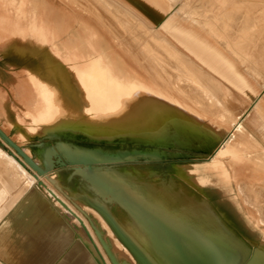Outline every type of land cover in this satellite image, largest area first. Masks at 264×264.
<instances>
[{"label":"rangeland","instance_id":"374dc122","mask_svg":"<svg viewBox=\"0 0 264 264\" xmlns=\"http://www.w3.org/2000/svg\"><path fill=\"white\" fill-rule=\"evenodd\" d=\"M61 1H65V5L68 7L72 6L79 16H87L90 18L91 20L89 23L92 28L96 30L102 29L104 33H107V37L112 43L115 52L118 53V56L134 74L142 77L146 82L152 83L154 88L164 89L163 92H158L155 95L156 97L159 96L160 99L158 97L157 99L164 104L165 108L167 106L171 108L173 107L171 105H174L173 109L177 107V110H181L178 111V114L183 117V119L181 120V117L177 119L179 127L181 128L180 130L174 129L171 132V135L174 134L178 136L179 139L167 140L164 144L158 142H145V145L137 144L136 146H132L134 148H139V150L157 152L158 155L161 156L157 159H150L145 157L142 153L121 160L98 161L85 156L82 158L70 159L60 152L61 149L58 147L60 144L65 143L71 148H93L94 146L100 145L103 148L114 149L120 147L126 150L131 148L132 142L128 140H115L106 143L96 142L86 139L81 133H71L69 131H52L50 132L52 134L49 133L50 136L27 135V137L24 138L13 126H11V122L23 120L22 125L26 126L28 124V119L24 118V115H22V108L32 106L35 100H29V91L32 92L30 86L26 83L24 84V82L14 83L13 78L16 75L14 73L15 71L7 69L6 67L0 68V129L37 164H40V160L36 158L39 153H45L48 149H54L53 151H55L56 154L50 157V170L54 172L51 177L59 182L63 192L73 197V202L82 209L93 224L99 228L103 238L107 240L112 252L116 255L119 262L125 259L117 254L118 250L114 252V249H122L130 258L131 256L113 236L102 217L84 201L72 195V193L77 192L78 189L84 191L88 197L94 196L95 194L91 189L90 183L74 170L75 165L73 163L75 162L87 160L93 163V166H101L100 170L110 175H112V172L135 169L142 172L154 171L162 177H168L170 175L173 164L189 166L191 167L192 173L196 171L195 174H193L197 181L202 185H206L203 189L205 197L221 213L226 215L233 225V228L242 239L251 241L254 244L264 242V194H262L264 193V154L261 153V149L258 146L260 145L261 148H264V127H262L261 113L257 114L256 108L248 109L249 106L247 101L237 99L223 84L215 80L210 73L197 68L195 62L189 56L176 50L175 46L169 43L162 32H151L153 30L145 28L140 22L136 21L131 14L118 8L110 0H103V2H101V0H92V3L88 1L86 4L84 0ZM225 30L228 31V29ZM218 39L222 44H225L226 49H229L227 55L230 57L237 56V58L246 63L245 58L239 57L237 53L231 51V48L236 43L248 42V37L237 34L232 36H218ZM246 71L249 75H252L256 81L264 82V77L259 76L255 72V69L248 68ZM184 85L187 91H185ZM260 88L264 90V85L261 84L259 89ZM196 91L198 94L194 93ZM198 91L202 95H200ZM24 93L25 95H23ZM31 94L32 93H30V95ZM205 94L207 98H205ZM199 95L200 97H198ZM194 104L195 106H193ZM194 109L197 110L198 113ZM207 112H209L210 115ZM219 113L227 117L224 116L223 118V115ZM184 114L185 116H183ZM185 117H189L190 119L188 118V120ZM206 123L209 124V129H207ZM195 125H197L196 128L200 130L197 131ZM239 125L243 126L245 131L240 129ZM198 126H200V128H198ZM190 128H192V131L195 130V137L192 135L193 132L189 131ZM20 129L23 132L24 128ZM208 130H210V132ZM207 133L210 135H207ZM216 133L221 135L222 138L219 144ZM201 134H204V136ZM206 135L207 139L205 138ZM249 136H251L258 145L252 141V138ZM0 141L3 143L1 139ZM232 141L233 143L239 142V145L228 143ZM225 143L228 144L225 145ZM146 144L148 146H146ZM223 145L225 146L222 147ZM191 147L197 149L195 150ZM229 148L230 150L232 148L231 151H235L231 152L234 155L228 152ZM8 151L13 152L19 160L23 161V159L6 144H4V147L0 146V218L13 203L11 200L16 199L14 197L17 194L23 192L25 189H36L48 199L49 203L57 211V214H59L62 220L71 226L76 241L83 242V248L89 251L91 248L88 239L83 235V232L80 233V227L77 221L70 217L65 209L59 205L55 197L47 192L45 189L46 183L59 195L65 198L63 194L42 176V181L36 182L33 177L30 176L35 174V171L28 166L26 168L23 167L27 173H30V175L26 174L24 170L9 157L11 155ZM224 153H226V155ZM235 153L236 156H239L236 157ZM167 155H178V157L168 158ZM230 158H233V160ZM41 167L46 169L44 164H41ZM218 169H223L226 172L228 178L227 182L221 180L218 175L219 173L216 172ZM241 187L246 189L242 192L239 189ZM242 193H244L249 200L248 204L244 201L246 198ZM65 200L71 205L75 213L77 215L80 214L79 216H82L81 218L85 221L86 219L82 213H80L68 199L65 198ZM103 204L117 218L124 215L123 211L116 203L106 201L105 203L103 202ZM85 222H87V220ZM88 224L87 226L90 229L87 226L86 228L91 231V234L94 236L92 242H95H93L94 245L97 246V250L99 249V254L101 256L103 255L102 257H104L103 259L106 263L110 264L97 237ZM91 257L94 261L96 260L97 264H100L99 258H97L94 253H91ZM131 260L133 261L132 258ZM133 264H135L134 261Z\"/></svg>","mask_w":264,"mask_h":264},{"label":"bare ground","instance_id":"6f19581e","mask_svg":"<svg viewBox=\"0 0 264 264\" xmlns=\"http://www.w3.org/2000/svg\"><path fill=\"white\" fill-rule=\"evenodd\" d=\"M155 5L156 4L154 3V6ZM41 39H43L44 45L48 43V38L46 36L41 37ZM50 47H52L51 50L48 49V47H46L45 45V50L39 53L43 55V59L45 62V68L43 69L42 75L46 77L48 81L38 80L36 76H34V73H30L28 78L29 81L31 80V82L29 83H32L38 96V100L35 101L32 106L23 108L21 107L22 115H24V118L28 119V124L26 126H23V120L19 122H11V126H13V128L16 129L18 133H20L24 138H26L27 135L50 136L49 133L52 131H69L71 133H81L86 139L96 142L98 141L106 143L113 142L115 140H128L132 142L131 148L126 150L120 147H116L114 149L103 148L100 145L94 146L93 148H71L68 147L65 143H62L60 145L58 144L59 149H61L60 152L70 159L78 157L82 158L85 156L98 161L127 159L130 158V156H137L141 153L145 157H148L150 159H157L161 157L157 152L139 150V148H134L132 146H136L137 144L145 145V142H158L164 144V142L167 140L179 139L178 136L174 134L171 135V132L174 129L180 130L181 128L179 127V123L177 122V119L181 117L178 114V111L181 110H177V107L173 109L174 105H171L170 103L169 104L173 107L168 108L167 106L165 108L164 104L157 99V97L159 98V96L156 97L155 95L158 92H163L164 89L154 88L152 83L145 82L143 79L139 78L128 69L124 68L123 64L118 61V58L110 52L109 43L106 40H104L103 38H98L92 31H89L87 29L84 30L83 28L80 33L77 32L76 35L70 37L64 45H52ZM225 78L228 79L227 77ZM50 80H53L54 82H56V84L51 82ZM236 83H234L233 85H236ZM239 85H241L240 82ZM185 88L186 86L184 87V89ZM185 91H187V89H185ZM194 93H197V91ZM23 95H25V93ZM200 95L202 94L200 93ZM200 95L198 97H200ZM251 95H253V93H251ZM204 96L205 98H207L206 94ZM193 106H195V104ZM195 111L198 113L197 110ZM256 111L257 114L262 112L260 111V107L258 105L256 106ZM207 113L209 114V112ZM219 114L223 115L222 113ZM183 116H185V114ZM224 116L226 115H223V118ZM260 117L262 120V127H264V117ZM180 119L182 120L183 117H181ZM197 125H195V128ZM200 126H198V128H200ZM208 126L209 124L206 123L207 129H209ZM20 128H24L23 132ZM239 128L244 130L243 126L239 125ZM185 130L188 131L187 129ZM198 130L200 129H197V131ZM189 131H192V128H190ZM208 131L210 132V130ZM192 132L195 133H192V135H194L195 137V130H193ZM201 135L204 136V134ZM207 135L210 134L207 133ZM207 135L205 136V138L207 137ZM218 135L219 134H217L216 138L219 144L222 138L221 135H219L220 137ZM249 137L252 138L251 136ZM251 140L256 143L253 138ZM228 143L239 145V142L233 143L232 141ZM228 143H225V145ZM225 145H223L222 147H224ZM146 146L148 145L146 144ZM258 146L261 149V153L264 154V148H261L260 145ZM53 150L54 149H48V151H46L45 153H39L36 157L40 160V164L38 165L41 166V164H44L47 172L51 175H53L54 172L50 170V157L51 155L56 154V152ZM228 150V152L231 153L235 149L231 151L229 148ZM226 153L224 154L226 155ZM231 154L234 155L233 153ZM238 156L239 155H237L236 157ZM9 157L14 160V162L21 169H23L26 174L30 175V173H27L26 170L12 156ZM167 157L175 158L178 157V155H167ZM230 159L233 160V158ZM84 166L85 165L79 167L83 168ZM195 172L193 171L194 174ZM216 172L219 173L218 175L221 180L227 182V174L223 169H218L216 170ZM193 173L191 171V167L189 166L173 164L172 171L170 172V175L168 177H162L154 171L142 172L132 169L129 171L112 172V175L109 174V178L121 181L122 183L129 185L130 187H132L131 189H135V191H137L140 196H142L143 198H147L156 204L159 203L168 209H176L178 212L181 211L184 215H187L189 217L206 219L207 223H209L205 228L206 230L219 231L221 233L218 234L223 235L222 237H224L225 239L229 238L235 240L238 243H241V245H246L250 248L252 253L253 258L251 259V263L264 264V242H258L257 244H254L251 241H243L240 235L233 228V225L226 217V215L221 213L205 197L203 189L206 185L200 184L194 177ZM30 176H32L36 182L42 181L41 176H37V178H34L33 175ZM45 189L50 195L55 197L59 205H61V207L65 209L68 215L77 221L80 227V233L83 232V235L87 237L91 249H88L89 251L83 249L82 251L88 254L90 257L91 253H94L96 257L99 258L100 264H107L103 259L104 257H102L103 255H99V251H96L97 246L94 245V241V243L92 242V238L94 236L91 234V231L87 230L86 226L88 223L85 222L86 220L84 221V219L81 218L82 216H79V213V215H77L71 205L65 200V198L59 195L49 184L46 183ZM91 189L95 193L94 196H90L91 199L100 201L102 203L108 201L107 198L102 197L99 194L97 189H95L94 187H92ZM239 189L243 192V190L246 188L241 187ZM78 194L88 196L81 189H78L77 192L72 193V195ZM99 196L102 198H100ZM245 198L246 200L244 199V201L248 204L249 200L246 196ZM124 215H122L120 218H117L115 215H113V218L120 226V228L124 231V233L138 247L146 250V248L149 247V240L146 238V235L142 232L139 225L135 223V221L129 215L125 213ZM79 249L81 248L77 247V250ZM116 250H118L117 254L124 257L125 259L124 261L120 262V264H133V261L124 250L114 249V252H116ZM82 254L83 253L81 252L80 255L82 256ZM68 256H70V254ZM90 257L86 259H89ZM71 259L74 260V258ZM86 259L84 260L87 261ZM74 263H76V261ZM88 263L91 264V262Z\"/></svg>","mask_w":264,"mask_h":264},{"label":"crops","instance_id":"0c3cea01","mask_svg":"<svg viewBox=\"0 0 264 264\" xmlns=\"http://www.w3.org/2000/svg\"><path fill=\"white\" fill-rule=\"evenodd\" d=\"M88 1L92 3V0H84V3ZM110 1L145 28L153 30L151 32H162L169 43L195 62L197 68L210 73L237 99L247 101L248 109L258 105L264 117V90L259 89L264 82L256 81L246 71L255 69L264 77V0ZM90 20L87 16H79L72 6H66L61 0H0V68L14 70L13 82L29 85L32 91H29V100L37 101V92L28 80L30 73L40 81H48L42 75L45 62L39 53L45 50V45L50 50L52 45H64L84 28L106 40L110 52L132 72L115 52L108 34L92 28ZM237 34L248 37V42L234 44L231 51L244 57L246 63L237 56L227 55L229 49L218 39V36ZM43 36L48 38L45 45ZM14 198L0 218V264H97L82 251V243H76L71 226L60 219L39 191L25 189ZM77 251L82 252L84 258ZM84 253L90 258L86 259Z\"/></svg>","mask_w":264,"mask_h":264},{"label":"water","instance_id":"95a60500","mask_svg":"<svg viewBox=\"0 0 264 264\" xmlns=\"http://www.w3.org/2000/svg\"><path fill=\"white\" fill-rule=\"evenodd\" d=\"M0 139L23 159V161L19 160L13 152L8 151L22 167L28 166L35 171L34 178L42 176L82 213L93 229L110 264H120L99 228L73 202L74 198L63 192L59 182L53 179L46 169L35 163L1 129ZM3 143L0 141V146L4 147ZM73 164L75 171L97 189L102 197L116 203L120 209L122 207L123 210H121L129 215L146 235L149 247L145 250L138 247L124 233L112 213L102 202L95 201L85 195H73L84 201L102 217L113 236L128 252L135 264H252L253 257L249 247L241 245L235 240L225 239L222 237L223 235L218 234L221 233L219 231L206 230L205 228L209 224L206 219L189 217L181 211L168 209L159 203L156 204L143 198L135 189L132 190L129 185L109 178V173L100 170L101 166H93V163L91 164L87 160H80ZM82 165L85 166L79 167ZM243 241L245 240L243 239ZM96 251L98 252L97 248Z\"/></svg>","mask_w":264,"mask_h":264},{"label":"built area","instance_id":"2783aa9c","mask_svg":"<svg viewBox=\"0 0 264 264\" xmlns=\"http://www.w3.org/2000/svg\"><path fill=\"white\" fill-rule=\"evenodd\" d=\"M100 255V254H99Z\"/></svg>","mask_w":264,"mask_h":264}]
</instances>
